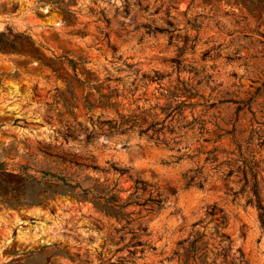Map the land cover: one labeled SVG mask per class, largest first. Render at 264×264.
I'll return each mask as SVG.
<instances>
[{"label":"rangeland","instance_id":"rangeland-1","mask_svg":"<svg viewBox=\"0 0 264 264\" xmlns=\"http://www.w3.org/2000/svg\"><path fill=\"white\" fill-rule=\"evenodd\" d=\"M240 153L264 205V0H0V264H264Z\"/></svg>","mask_w":264,"mask_h":264},{"label":"trees","instance_id":"trees-1","mask_svg":"<svg viewBox=\"0 0 264 264\" xmlns=\"http://www.w3.org/2000/svg\"><path fill=\"white\" fill-rule=\"evenodd\" d=\"M244 107L249 108L248 103H245ZM244 107H238V109H243ZM160 124V127L155 128V124ZM187 125V124H186ZM150 128L153 129V134L148 135L149 138H153L155 140H161L159 139V137L157 135H155V133L163 130L164 128V121H160V122H153L151 123L150 126H148L146 129H143L141 131L146 132L148 131ZM200 129L201 131L204 130L203 125H200ZM234 127L231 128L230 130H224L223 134H234ZM223 134H218L217 137H220ZM249 142V141H247ZM237 148L239 151H241V144L237 143ZM215 148H213L212 150L208 151L207 153L210 154H214ZM239 158L241 159V164L240 166L237 167V170L241 171L243 174V187L248 185L250 186L249 190L252 193V197L248 200V202H252V204L255 205L257 211H258V216L259 218L262 220L264 217V205L262 204V202L260 201V197H259V192H260V188H259V182H258V178H257V169L258 164L253 160H247L245 156H242V154L240 153ZM216 160L215 155H213V161ZM119 170L121 172H125L126 170L123 168H119ZM236 170V169H235ZM234 172V169L232 167H229V169L226 171V173H224L225 177H229L232 175V173ZM248 176H250V179H248ZM185 184L186 186L188 185H196L198 187H203L204 185V180L205 178L201 177V169L199 168H194L193 169V173L191 175H185ZM134 188L135 190L137 189H141L143 192L147 193V198H144L143 201L140 203V205H144V206H148L145 207L146 209H152V207H160L162 205V199L159 197V193L157 192V189H155L153 187V185L148 184L140 179H135L134 180ZM174 193V190L172 191ZM218 210L220 212H222V210L220 208H218ZM212 213V211H211ZM222 217L224 218L223 214ZM222 236H224V234H222ZM226 237V236H225ZM227 238V237H226Z\"/></svg>","mask_w":264,"mask_h":264}]
</instances>
